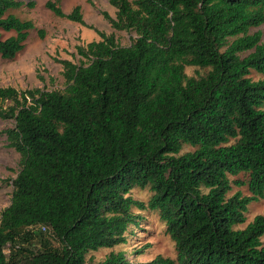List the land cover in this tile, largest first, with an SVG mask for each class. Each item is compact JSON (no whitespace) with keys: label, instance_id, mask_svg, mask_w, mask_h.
I'll list each match as a JSON object with an SVG mask.
<instances>
[{"label":"trees","instance_id":"16d2710c","mask_svg":"<svg viewBox=\"0 0 264 264\" xmlns=\"http://www.w3.org/2000/svg\"><path fill=\"white\" fill-rule=\"evenodd\" d=\"M60 1L45 7L86 26L80 5L67 14ZM109 2L116 18L104 17L136 35L130 46L97 32L77 47L79 63L59 62L63 90L0 88V120L14 121L8 147L21 156L0 219V264H264V213L236 228L264 198V40L252 33L264 25V0ZM35 5L0 0L3 59L16 58L31 31L45 37L8 14ZM233 186L250 195L229 196ZM134 189L152 196L136 201ZM134 209L159 213L176 258L88 259L128 243L140 226Z\"/></svg>","mask_w":264,"mask_h":264},{"label":"rangeland","instance_id":"374dc122","mask_svg":"<svg viewBox=\"0 0 264 264\" xmlns=\"http://www.w3.org/2000/svg\"><path fill=\"white\" fill-rule=\"evenodd\" d=\"M26 4L34 1V8L23 6L18 9L9 10L8 14H13L25 21H32L37 29L46 32L41 38L37 30L30 32L25 48L16 58L3 59L0 55V88L14 87L19 91L41 89L45 91L63 90L65 81L63 77V67L59 63L62 60H69L79 63L80 57L77 54V47L93 41H99L100 35L97 32H104L108 35L115 34L121 46L127 47L136 38L134 33L117 31L112 28L110 22L104 17L108 13L112 18H116L117 10L111 6L109 0H61L60 4L65 13H70L74 7L80 5L83 10L86 26L73 23L67 19L53 15L46 7L47 0H17ZM262 32L264 40V25L258 29H253L252 33ZM13 35L4 33V38ZM197 72L203 73L198 68L187 67L186 74L194 76ZM250 77L253 80L261 76L253 72ZM14 126V121L0 120V219L2 212L10 206L13 185L12 181L17 177L20 170L21 156L14 149L8 147L7 137L4 132ZM195 148L186 145L183 152L193 151ZM239 178H242L240 176ZM236 178L231 177V180ZM237 191L249 196L247 187L233 190L229 196ZM134 200L147 203L152 196L149 189H134L129 194ZM134 212L140 216V226L130 227L131 235L127 244L116 246L112 249H100L90 252L88 259L101 261L111 252H125L131 262L142 263L153 260L161 255L169 258H176L175 244L166 233V225L161 221L159 213L151 210ZM264 213V198L258 202L251 203L246 214L247 221L236 228H245L253 219ZM37 230V229H35ZM129 230V231H130ZM29 244V243H27ZM41 239L35 237L31 242L40 246ZM6 253H13L12 247L6 248Z\"/></svg>","mask_w":264,"mask_h":264},{"label":"built area","instance_id":"2783aa9c","mask_svg":"<svg viewBox=\"0 0 264 264\" xmlns=\"http://www.w3.org/2000/svg\"><path fill=\"white\" fill-rule=\"evenodd\" d=\"M43 230H45V228H43Z\"/></svg>","mask_w":264,"mask_h":264}]
</instances>
